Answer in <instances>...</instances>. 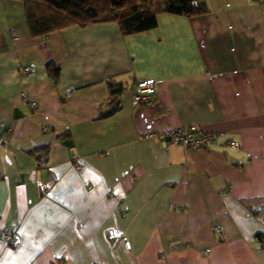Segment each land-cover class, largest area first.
Returning a JSON list of instances; mask_svg holds the SVG:
<instances>
[{
  "label": "crops",
  "instance_id": "0c3cea01",
  "mask_svg": "<svg viewBox=\"0 0 264 264\" xmlns=\"http://www.w3.org/2000/svg\"><path fill=\"white\" fill-rule=\"evenodd\" d=\"M23 1L0 0V264H264V4L197 0L206 14L160 11L147 32L34 38ZM147 79L156 94L134 106ZM111 82L124 92L102 119ZM189 126L223 137L208 150L150 137Z\"/></svg>",
  "mask_w": 264,
  "mask_h": 264
},
{
  "label": "trees",
  "instance_id": "16d2710c",
  "mask_svg": "<svg viewBox=\"0 0 264 264\" xmlns=\"http://www.w3.org/2000/svg\"><path fill=\"white\" fill-rule=\"evenodd\" d=\"M159 0H24V12L29 32L34 38H43L73 25L90 23H117L123 34L147 32L157 27V14L164 11L183 17H196L208 12L204 2L197 0H164V6L156 5ZM264 4V0H250ZM159 7V8H156ZM53 80L60 76V67L54 63L47 65ZM110 110L102 113L104 119L116 113L120 107V97L124 92L121 84L110 83ZM258 237L264 243V234Z\"/></svg>",
  "mask_w": 264,
  "mask_h": 264
},
{
  "label": "built area",
  "instance_id": "2783aa9c",
  "mask_svg": "<svg viewBox=\"0 0 264 264\" xmlns=\"http://www.w3.org/2000/svg\"><path fill=\"white\" fill-rule=\"evenodd\" d=\"M12 36L14 39H18L16 33H13ZM32 73H33L32 67L25 66L23 68L24 76L26 77L31 76ZM158 84L159 82L154 79H147L136 82L131 89L132 104L134 106H139L141 104L149 102L156 94ZM22 95L26 100H29L30 97L29 94L23 93ZM30 108L32 109L33 112H36L37 103L35 101H30ZM150 137L159 138L164 146H167L168 144H175V145H180L187 150H199V149L208 150L210 145L220 141L223 135L220 133H205L197 126H189L178 129H172L164 132H156L154 134H151ZM231 147L238 148L239 144L236 142H232ZM74 160H75L74 162L75 168L80 170L81 165L79 163V158L75 156ZM1 176L2 174L0 172V177ZM40 189L43 192L48 191L47 185L44 184L40 185ZM216 229L219 232L221 231V228H216ZM2 234L7 239L11 247L16 248L20 245L21 239L17 234L7 232L4 230H2ZM108 238L109 240L112 241L121 240L124 243L127 250L131 249V243L128 240V238L126 236H118L114 230L108 231Z\"/></svg>",
  "mask_w": 264,
  "mask_h": 264
},
{
  "label": "rangeland",
  "instance_id": "374dc122",
  "mask_svg": "<svg viewBox=\"0 0 264 264\" xmlns=\"http://www.w3.org/2000/svg\"><path fill=\"white\" fill-rule=\"evenodd\" d=\"M24 2V1H23ZM158 6H160V4L157 3Z\"/></svg>",
  "mask_w": 264,
  "mask_h": 264
}]
</instances>
